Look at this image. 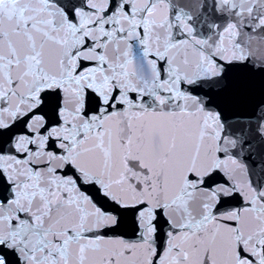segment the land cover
<instances>
[{"label": "water", "instance_id": "obj_1", "mask_svg": "<svg viewBox=\"0 0 264 264\" xmlns=\"http://www.w3.org/2000/svg\"><path fill=\"white\" fill-rule=\"evenodd\" d=\"M0 264H264V0H0Z\"/></svg>", "mask_w": 264, "mask_h": 264}]
</instances>
